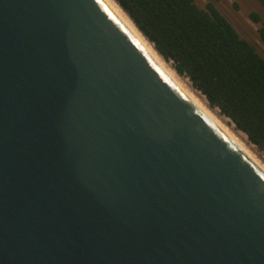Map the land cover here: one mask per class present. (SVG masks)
<instances>
[{"label": "water", "instance_id": "95a60500", "mask_svg": "<svg viewBox=\"0 0 264 264\" xmlns=\"http://www.w3.org/2000/svg\"><path fill=\"white\" fill-rule=\"evenodd\" d=\"M0 264H264V174L103 0H0Z\"/></svg>", "mask_w": 264, "mask_h": 264}, {"label": "trees", "instance_id": "16d2710c", "mask_svg": "<svg viewBox=\"0 0 264 264\" xmlns=\"http://www.w3.org/2000/svg\"><path fill=\"white\" fill-rule=\"evenodd\" d=\"M157 54L264 157V57L213 3L113 0ZM258 23L257 14H250ZM264 45V25L258 29Z\"/></svg>", "mask_w": 264, "mask_h": 264}, {"label": "rangeland", "instance_id": "374dc122", "mask_svg": "<svg viewBox=\"0 0 264 264\" xmlns=\"http://www.w3.org/2000/svg\"><path fill=\"white\" fill-rule=\"evenodd\" d=\"M194 2L200 8H204L207 3H213L216 9L230 22L239 35L249 41L256 48L257 52L264 57V45L258 38V29L264 25V0H194ZM252 13L258 15V23L251 20L250 14ZM167 64L170 66L169 63ZM181 79L183 80L184 78ZM183 82L192 89L186 79H184ZM197 94L200 95L199 93ZM200 97L206 102L201 95ZM210 110L213 111L214 114L242 140L246 147L264 163V157L253 145L248 143L246 137L241 132L233 128V125L228 119L220 116L216 109Z\"/></svg>", "mask_w": 264, "mask_h": 264}, {"label": "bare ground", "instance_id": "6f19581e", "mask_svg": "<svg viewBox=\"0 0 264 264\" xmlns=\"http://www.w3.org/2000/svg\"><path fill=\"white\" fill-rule=\"evenodd\" d=\"M103 2L112 10V12L120 19L125 25L137 42L142 48L150 55V57L162 68V70L184 91V93L236 144L241 152L249 158V160L264 174V163L255 156L254 153L246 147L242 140L226 126L213 111L205 104L206 102L198 95L196 91L190 89L183 80L176 75L172 68L162 60L152 48L144 37L137 31L130 19L125 13L118 7L113 0H103ZM244 141V140H243Z\"/></svg>", "mask_w": 264, "mask_h": 264}]
</instances>
